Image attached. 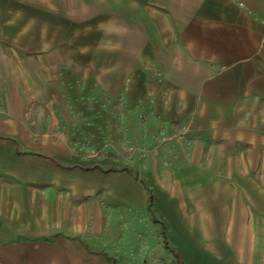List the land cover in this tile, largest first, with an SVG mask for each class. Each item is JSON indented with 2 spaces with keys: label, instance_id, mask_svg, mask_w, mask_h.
I'll return each mask as SVG.
<instances>
[{
  "label": "crops",
  "instance_id": "crops-1",
  "mask_svg": "<svg viewBox=\"0 0 264 264\" xmlns=\"http://www.w3.org/2000/svg\"><path fill=\"white\" fill-rule=\"evenodd\" d=\"M69 91L153 179L69 144ZM27 92L63 115L28 125ZM0 93V264H125L110 204L146 205L178 264H227L225 243L264 264V0H0Z\"/></svg>",
  "mask_w": 264,
  "mask_h": 264
},
{
  "label": "rangeland",
  "instance_id": "rangeland-1",
  "mask_svg": "<svg viewBox=\"0 0 264 264\" xmlns=\"http://www.w3.org/2000/svg\"><path fill=\"white\" fill-rule=\"evenodd\" d=\"M67 94V100L69 103H71V106H69V110H71L69 113L73 115V117H76L78 112L79 119L82 120V123L75 122L72 125L69 124L68 128L69 130L72 131V137L70 140L71 145H79L78 147L82 148L85 153L88 152L91 156L100 158V157H106L108 156L107 149L108 148H103L107 147L108 144L106 143H112L113 139H97L93 140L91 136V128H83L82 124H89L91 123V118L89 117V107H77L73 105L72 103L81 102L83 100L84 102H87V96L83 97L86 95V92H78L81 97H78L74 95V92H66ZM28 102L26 103V106L24 108V114L27 120V124L31 126H37V122L39 120L40 115H52L54 112L56 115L61 114L63 115V109L62 107H53L49 105H45L47 102H41L40 104L37 102L36 99L32 98L30 95V92H27ZM125 96V95H124ZM124 96H123V91L119 93V96H117L115 99L117 105H118V110L121 115L122 112L124 113ZM2 96L0 93V100ZM6 110V108L0 107V110ZM67 109V108H66ZM136 109V108H134ZM138 109V108H137ZM136 109V110H137ZM83 111V112H82ZM81 112V114H79ZM68 113V114H69ZM120 120L123 121V118L121 116H118ZM49 119V118H48ZM140 119V115H139ZM145 119V118H144ZM161 119V118H160ZM153 128L151 129L153 132V137H157L159 134L160 136L164 135L163 132H166L164 130L163 123L158 124V119L157 122L155 118L153 117ZM118 124V127L122 130V133L125 130H130V125L129 123L122 122ZM56 125H59L57 123ZM65 125V124H62ZM138 126H140V123H137ZM149 128L147 124V129ZM146 129V130H147ZM83 132H80L82 131ZM132 131L134 129L132 128ZM136 132H139V127L136 129ZM154 138V140H156ZM160 139V138H159ZM138 140V138H137ZM95 141V144L99 145L97 147H100L101 149H94L92 148L91 144ZM117 142L112 143L110 149L113 150V153L111 154L114 161L112 162L117 168L122 170V166L124 165V158L126 161H129V158L131 154H133L132 161L130 160V167L132 169L129 171L134 178H151L152 179L155 177V171L154 170H139V166L141 163V160H143V154H140L139 150V145L138 141H133L134 143H131L130 140L123 136L120 140H116ZM135 154V156H134ZM157 157V156H153ZM171 155H167L165 158H170ZM161 158V156L159 157ZM109 216L108 220L112 222L113 228H111V233L114 232L113 234L115 235V238L111 247L116 250H118L119 254H123V258L125 259V264H178L176 261L174 255L172 252L163 246L161 236L159 234V229L161 228V224L154 221L150 215V213L147 211L146 205L145 206H135V205H120V204H115L109 205ZM204 241L207 239L209 240V236L203 235ZM221 239L222 243H225V237L223 235L219 236ZM257 238V237H256ZM226 244V243H225ZM223 244L225 248V254H227V264H240L239 260H246L248 263H251L254 261L255 252H251L250 250L248 251H237L235 250L234 247H231L230 245L226 244L229 246L226 247V245ZM236 246V244L234 245ZM260 252L258 251V248L256 249V256L258 258ZM259 257H262L261 255ZM225 258V257H222ZM220 259V261L224 262L223 259ZM258 259H256L254 262L256 263ZM232 262V263H231ZM253 262V264H254Z\"/></svg>",
  "mask_w": 264,
  "mask_h": 264
},
{
  "label": "trees",
  "instance_id": "trees-1",
  "mask_svg": "<svg viewBox=\"0 0 264 264\" xmlns=\"http://www.w3.org/2000/svg\"><path fill=\"white\" fill-rule=\"evenodd\" d=\"M149 201H150V203L152 202V196L149 197ZM149 208H150V206H149ZM162 233H163V237H164V239L166 240V234H165V231L162 230Z\"/></svg>",
  "mask_w": 264,
  "mask_h": 264
}]
</instances>
